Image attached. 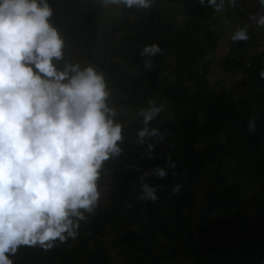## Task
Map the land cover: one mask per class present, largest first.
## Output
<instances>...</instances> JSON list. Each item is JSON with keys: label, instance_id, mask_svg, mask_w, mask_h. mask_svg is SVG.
Returning a JSON list of instances; mask_svg holds the SVG:
<instances>
[{"label": "trees", "instance_id": "trees-1", "mask_svg": "<svg viewBox=\"0 0 264 264\" xmlns=\"http://www.w3.org/2000/svg\"><path fill=\"white\" fill-rule=\"evenodd\" d=\"M240 1L217 13L196 0L119 11L94 0H50L65 61L104 73L126 139L122 156L106 163L103 197L78 237L47 251L21 247L14 264H264V28L247 20L256 4ZM245 23L249 39L231 41ZM152 43L161 53L147 70L137 53ZM215 74L237 84L226 86L232 94L212 89ZM150 99L164 105L151 123L166 136L146 159L135 143V112ZM167 157L176 167L152 180L164 185L157 201L139 200L136 168L163 166Z\"/></svg>", "mask_w": 264, "mask_h": 264}, {"label": "clouds", "instance_id": "clouds-1", "mask_svg": "<svg viewBox=\"0 0 264 264\" xmlns=\"http://www.w3.org/2000/svg\"><path fill=\"white\" fill-rule=\"evenodd\" d=\"M94 2L119 11L148 10L155 0ZM196 2L217 13L237 4ZM255 4L247 20L264 28V0ZM53 15L50 0H0V264H14L21 247L47 251L75 240L99 206L106 163L124 151L125 126L104 73L92 64L65 61V39ZM229 38L248 40V24ZM160 53L152 43L137 54L150 70ZM259 76L264 79V69ZM163 111V104L150 99L135 112L141 125L135 143L143 158L152 159L156 144L165 140L166 133L151 123ZM247 129L256 131L254 118ZM175 167L171 157L163 166L137 167L138 199L156 202L164 185L152 180H166Z\"/></svg>", "mask_w": 264, "mask_h": 264}, {"label": "rangeland", "instance_id": "rangeland-1", "mask_svg": "<svg viewBox=\"0 0 264 264\" xmlns=\"http://www.w3.org/2000/svg\"><path fill=\"white\" fill-rule=\"evenodd\" d=\"M243 5H249L250 7L254 8L255 6V0H241L240 1ZM170 12L167 11V14H169ZM253 23V22H252ZM233 30V29H232ZM234 31V30H233ZM233 31H231L230 33H232ZM232 79H229V77H221L218 74L213 75L212 77L209 78V84L211 85L212 89H220V88H224L226 89L225 92H227L228 94H232V91L236 88L237 84L234 82L233 85L232 84ZM109 86V85H108ZM226 86L232 87V89H228ZM109 89L112 93V99L115 96V93L113 92V90L110 88ZM202 181V184H204L205 186H208V180H206L205 178L201 177L200 178ZM234 180V176L232 173H229V181L232 182ZM206 182V183H205ZM203 185V186H204ZM101 189L105 190V187L103 188V186L101 185ZM241 192L243 191L242 195L243 196H250L251 191L249 190L248 186L245 185V187H243L242 189H240ZM103 197V196H102ZM122 264V263H121ZM191 264H195V263H191Z\"/></svg>", "mask_w": 264, "mask_h": 264}]
</instances>
